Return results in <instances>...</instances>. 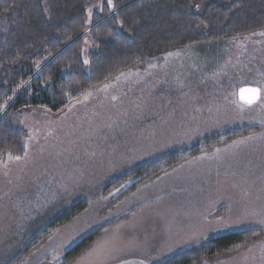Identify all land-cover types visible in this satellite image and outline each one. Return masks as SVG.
I'll list each match as a JSON object with an SVG mask.
<instances>
[{
	"label": "rangeland",
	"instance_id": "1",
	"mask_svg": "<svg viewBox=\"0 0 264 264\" xmlns=\"http://www.w3.org/2000/svg\"><path fill=\"white\" fill-rule=\"evenodd\" d=\"M245 85L261 89L250 107L236 100ZM18 126L22 153L0 158V264H61L95 231L67 264H159L247 228L260 232L246 247L196 264H264V31L146 58L60 112L23 110ZM242 129L250 131L142 183L105 189L165 155ZM77 203L85 207L21 256Z\"/></svg>",
	"mask_w": 264,
	"mask_h": 264
},
{
	"label": "trees",
	"instance_id": "2",
	"mask_svg": "<svg viewBox=\"0 0 264 264\" xmlns=\"http://www.w3.org/2000/svg\"><path fill=\"white\" fill-rule=\"evenodd\" d=\"M258 31H264V0H112L111 6L108 0H0V158L22 153L18 115L25 109L60 112L146 58ZM249 131L215 134L121 175L105 189L138 177L134 184L142 183ZM84 207L74 204L55 217L21 256ZM259 232L223 231L159 264L223 256L246 247ZM97 234L76 242L61 264L75 259Z\"/></svg>",
	"mask_w": 264,
	"mask_h": 264
},
{
	"label": "snow or ice",
	"instance_id": "3",
	"mask_svg": "<svg viewBox=\"0 0 264 264\" xmlns=\"http://www.w3.org/2000/svg\"><path fill=\"white\" fill-rule=\"evenodd\" d=\"M109 5L111 6L112 0H108ZM198 7V5H197ZM247 93L248 95H244ZM261 98V89L260 88H247L241 90V99L248 105L254 104L257 100ZM18 159V157H17Z\"/></svg>",
	"mask_w": 264,
	"mask_h": 264
},
{
	"label": "water",
	"instance_id": "4",
	"mask_svg": "<svg viewBox=\"0 0 264 264\" xmlns=\"http://www.w3.org/2000/svg\"><path fill=\"white\" fill-rule=\"evenodd\" d=\"M247 88H259L258 86H253V85H245V86H241L239 87L237 90H236V100L237 102L242 105V106H245V107H250L254 104H256L259 100H257L254 104L252 105H248L246 104L242 99H241V90L242 89H247ZM244 95H248L247 93H244Z\"/></svg>",
	"mask_w": 264,
	"mask_h": 264
}]
</instances>
